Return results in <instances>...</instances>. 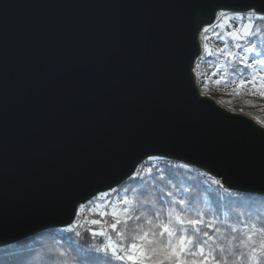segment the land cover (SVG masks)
Masks as SVG:
<instances>
[{"label": "water", "instance_id": "1", "mask_svg": "<svg viewBox=\"0 0 264 264\" xmlns=\"http://www.w3.org/2000/svg\"><path fill=\"white\" fill-rule=\"evenodd\" d=\"M258 5L0 0V247L71 225L74 203L119 186L139 156L264 195V127L203 94L194 71L212 13Z\"/></svg>", "mask_w": 264, "mask_h": 264}, {"label": "snow or ice", "instance_id": "2", "mask_svg": "<svg viewBox=\"0 0 264 264\" xmlns=\"http://www.w3.org/2000/svg\"><path fill=\"white\" fill-rule=\"evenodd\" d=\"M258 6L261 9L260 13L254 8H248L247 25L232 30H228L227 25L222 22L231 19L229 9L219 6L212 13V22L200 30L205 40L208 39L209 29L224 40L225 46L218 51L221 56H226L228 59L221 67V71L228 70L229 62L245 71L250 70L253 79L246 81L242 78L239 80V86L255 83V71L257 69L264 71L262 30L257 29L253 22V17L264 21V0H259ZM234 15L243 19L241 12H236ZM193 39L196 40L195 34ZM203 48L205 52L211 54L207 43L203 44ZM261 80H264V77H261ZM260 94L264 96V90ZM196 95L199 96L201 93L196 92ZM261 123L264 124V121ZM156 159L158 158L148 156L147 162ZM144 163L142 156L137 157L120 179L127 177L130 182L143 185L144 177L141 175V170ZM151 171L152 169L149 168L148 173ZM160 182H163V176ZM215 183L221 185L220 180H216ZM171 187L174 189L175 185ZM116 191V188L110 187L107 191L95 189L88 192L74 203L71 215H79L83 212L87 205L91 204L92 199L103 200ZM142 191L148 189L143 188ZM184 195H187V192ZM177 197L178 193L158 187L155 192L148 191L144 199L137 198L133 202L125 198L119 211L115 208L111 211L112 220L108 224L111 232L120 237L119 242H113L112 235L105 232L102 227L99 230L93 228V237H102L106 242L102 247L85 251L86 255H82V258L88 264H105V262L112 264V261L118 264H264V246L257 248L246 240H240L239 247L229 246L225 243L227 236L221 231L220 225L223 222L215 219L206 220L204 210H197L194 216L191 215L188 201ZM157 203L167 205V208L156 207ZM103 223V218L91 221L94 226H102ZM67 229L74 230L72 225ZM232 231L235 232V229ZM128 240L131 242L127 243ZM236 240L237 237L232 235L231 241ZM245 248L248 251H244Z\"/></svg>", "mask_w": 264, "mask_h": 264}, {"label": "trees", "instance_id": "3", "mask_svg": "<svg viewBox=\"0 0 264 264\" xmlns=\"http://www.w3.org/2000/svg\"><path fill=\"white\" fill-rule=\"evenodd\" d=\"M241 13L243 19L229 12L232 15L231 21L237 25V29L248 24L247 11ZM222 22L228 28L230 20L225 19ZM253 22L257 29L262 30L261 43H264V21L253 17ZM207 35L225 46L224 40L214 35L211 29ZM209 49L211 54L205 52L203 48L200 60L212 63L215 70L201 79L202 92L226 108L237 107L264 121V96L250 95L244 89V85L239 86L240 79L251 76L250 70L245 71L229 62L228 70L221 71L228 58L221 56L219 51H215L210 45ZM149 168L152 169L151 173H148ZM141 175L144 177L143 185L134 184L127 179L116 187L117 191L111 200L96 202L92 199L91 204H88L71 224L73 231H69L68 226L49 228L22 241L0 247V264H88L82 258V255H86L85 251L102 247L106 242L102 237H93L92 229L99 230L102 227L105 232L112 235L113 242H119L120 237L112 233L108 227L112 220L111 211L114 208L119 211L125 198L135 202L137 198L144 199L148 191L155 192L158 187L172 190L178 193L177 198L186 199L191 215L194 216L197 210H204L206 220L215 219L223 222L220 225L221 231L227 236L225 243L229 246L239 247L240 240H246L257 248L264 246L263 194L227 188L220 179L209 172L186 163L171 164L163 161L154 166L144 165ZM216 180H220L222 186L217 185ZM172 185H175L174 189ZM143 188L148 191H142ZM186 192L187 195H184ZM156 207L167 208V205L157 203ZM104 213L108 215L102 216ZM101 218L104 221L102 226L91 224L92 220ZM232 229H235V232ZM232 235L237 237L236 241H231ZM126 242L130 243L131 240ZM244 251L248 249L245 248ZM112 264L118 262L112 261Z\"/></svg>", "mask_w": 264, "mask_h": 264}, {"label": "rangeland", "instance_id": "4", "mask_svg": "<svg viewBox=\"0 0 264 264\" xmlns=\"http://www.w3.org/2000/svg\"><path fill=\"white\" fill-rule=\"evenodd\" d=\"M230 16H231V19H232V15L231 14H230ZM231 19H226L227 21L230 20V23L228 22V28L229 29L237 28V25L236 24L234 25V23L231 21ZM207 37H208V35H207ZM199 40H200V43H201L202 47H203L204 43H207L215 51H218L219 49L224 47V45L222 43L218 42L214 38H211V37L209 38L208 37V39L205 40L203 34H200ZM214 70H215V65H213L212 63L203 62V61H201L199 59L197 60L196 67H195V76H196V81H197V84H198L200 90H202L201 89L202 88L201 79L203 80L206 76H208L209 74H212L214 72ZM261 77H264V71H261V70L257 69L255 71L256 82L255 83H245L244 84V89L248 92V94L256 95V96H262L260 93H261L262 90H264V80H261ZM252 79H253L252 75L245 78L246 81H251ZM215 101H217V100H215ZM220 106L225 108V109H227L230 112L239 113V114H243L245 116H248V117L252 118L253 120H255L258 124H260L261 126L264 127V124L261 123L262 122L261 119L254 118L251 114L245 113V112H243L241 109H239L237 107L235 109H233V108H226V107H224L221 104H220Z\"/></svg>", "mask_w": 264, "mask_h": 264}]
</instances>
